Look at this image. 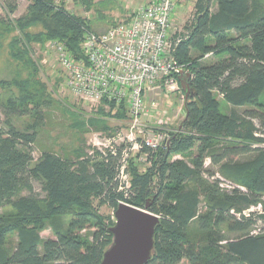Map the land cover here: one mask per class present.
I'll return each mask as SVG.
<instances>
[{"label":"trees","instance_id":"obj_1","mask_svg":"<svg viewBox=\"0 0 264 264\" xmlns=\"http://www.w3.org/2000/svg\"><path fill=\"white\" fill-rule=\"evenodd\" d=\"M29 1L10 49L34 71L0 82V264H100L113 223L99 206L115 212L122 203L159 217L148 264H264V0H196L175 53L191 69L178 78L184 120L164 147H142L149 167L132 161L129 186L119 178L122 148L90 154L83 143L35 159L54 101L23 45L55 41L86 61L93 24L62 0ZM98 109L82 132L110 131L107 118L127 121L126 103L104 100ZM46 229L53 238L42 237Z\"/></svg>","mask_w":264,"mask_h":264},{"label":"rangeland","instance_id":"obj_2","mask_svg":"<svg viewBox=\"0 0 264 264\" xmlns=\"http://www.w3.org/2000/svg\"><path fill=\"white\" fill-rule=\"evenodd\" d=\"M61 0H58L60 2ZM66 8L73 14L89 19L93 24V31L105 32L113 25L129 20L134 11L142 6L155 0H62ZM177 6L171 19V37L173 39L186 38L189 32V26L194 19L196 0H177ZM29 0H0V82L3 80H25L33 73L32 66H25V62L12 56L10 46L16 37L21 38L16 25V20L24 16L27 12ZM11 6L15 8L11 12ZM212 12L216 6L211 8ZM41 27H34L29 30L31 34L41 32ZM49 42L38 44L35 41L23 45L27 48L28 57L38 69L35 77L45 84L49 94L53 99L52 107L46 111V123L38 137L35 146L34 157L38 159L44 150H52L58 154L72 153L81 144L85 143L87 151L103 149L106 147L109 139L119 134L122 136L129 135V118L127 121H118L107 118V125L111 130L82 132L80 123L90 117L99 116V107L90 109L83 101L74 96L67 87V76L64 69L60 66L58 54L55 49L49 47ZM209 60H215L214 57H207ZM183 75L190 73L189 65H181ZM181 75V76H183ZM1 92V89H0ZM158 93L149 96L146 99L145 107L150 108L153 100H157V108H153L150 117H144L143 124L146 125L144 133L153 130L163 134L175 132L185 117L184 102L185 93L180 84V90L176 92L167 91L166 87L157 90ZM169 95V96H168ZM159 96L162 98L159 99ZM168 96V97H166ZM156 102V101H155ZM170 102V103H169ZM157 103V102H156ZM106 112L109 106L103 107ZM153 117V121H148ZM99 118V117H98ZM28 119L16 120L18 126H21ZM154 121L159 122L155 124ZM258 124V122H256ZM135 136L139 138L140 132ZM264 137V134L262 135ZM118 142L122 140L117 139ZM264 146V144H263ZM186 159L184 155H176L174 160ZM136 160V161H135ZM137 162L141 171H145L149 164L142 160L139 154L134 151L129 164ZM206 167L213 169L210 161L207 160ZM36 189L40 187L36 184ZM259 210L254 208L253 211ZM100 213L109 223L115 224L114 211L106 205L99 206ZM2 210H0V213ZM43 238H53L52 231L46 229L42 233ZM12 243H16V234L10 237Z\"/></svg>","mask_w":264,"mask_h":264},{"label":"built area","instance_id":"obj_3","mask_svg":"<svg viewBox=\"0 0 264 264\" xmlns=\"http://www.w3.org/2000/svg\"><path fill=\"white\" fill-rule=\"evenodd\" d=\"M176 1L150 2L138 7L129 20L105 32H89L82 44L86 61L75 58L58 42L49 44L58 54L68 89L90 109L98 108L104 100L126 103L130 134L124 137L119 134L109 139L105 148L94 150L105 154L122 148L119 178L127 186L128 163L133 152L147 162L148 155L141 153L142 147L156 152L169 140L168 134L153 130L144 133L143 118L157 108L155 101L151 103V111L145 107L147 92L163 86L171 93L180 90L178 78L184 72L175 53L182 38L173 39L170 35ZM136 132H140L139 138ZM119 138L122 142H118ZM94 150L89 153L93 154Z\"/></svg>","mask_w":264,"mask_h":264},{"label":"water","instance_id":"obj_4","mask_svg":"<svg viewBox=\"0 0 264 264\" xmlns=\"http://www.w3.org/2000/svg\"><path fill=\"white\" fill-rule=\"evenodd\" d=\"M114 218L115 224L109 229L113 242L100 264H148L159 217L122 203L115 210Z\"/></svg>","mask_w":264,"mask_h":264},{"label":"crops","instance_id":"obj_5","mask_svg":"<svg viewBox=\"0 0 264 264\" xmlns=\"http://www.w3.org/2000/svg\"><path fill=\"white\" fill-rule=\"evenodd\" d=\"M155 1H156V0H155ZM155 93H158V92H157V91H155V92H147L145 99H147V97H149V96L155 95ZM160 98H162V97L159 96V99H160ZM153 101H156L157 104H159L157 100H153ZM153 101H152V102H153ZM169 103H170V102H169ZM149 110L151 111V107L149 108ZM152 112H153V111H152ZM150 113H151V112H150ZM149 117H150V116H149ZM149 121L152 122V121H153V117H151V118L149 119ZM154 123L157 124L156 121H154Z\"/></svg>","mask_w":264,"mask_h":264},{"label":"bare ground","instance_id":"obj_6","mask_svg":"<svg viewBox=\"0 0 264 264\" xmlns=\"http://www.w3.org/2000/svg\"><path fill=\"white\" fill-rule=\"evenodd\" d=\"M146 101V100H145ZM118 105H120V104H118ZM161 147H164V146H161Z\"/></svg>","mask_w":264,"mask_h":264}]
</instances>
